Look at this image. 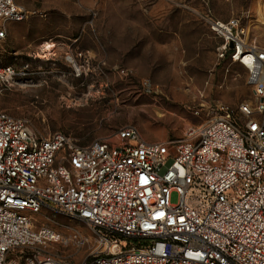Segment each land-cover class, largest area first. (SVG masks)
<instances>
[{
  "label": "built area",
  "instance_id": "1",
  "mask_svg": "<svg viewBox=\"0 0 264 264\" xmlns=\"http://www.w3.org/2000/svg\"><path fill=\"white\" fill-rule=\"evenodd\" d=\"M27 16L0 0V40ZM208 21L222 38L218 58L247 68L252 98L237 110L217 103L181 139L149 141L128 125L81 144L0 110V264H264V47L248 43L238 18ZM16 75L0 64L3 84ZM48 213L94 236L36 227L33 214ZM91 242L79 263L52 250Z\"/></svg>",
  "mask_w": 264,
  "mask_h": 264
},
{
  "label": "rangeland",
  "instance_id": "2",
  "mask_svg": "<svg viewBox=\"0 0 264 264\" xmlns=\"http://www.w3.org/2000/svg\"><path fill=\"white\" fill-rule=\"evenodd\" d=\"M17 2L28 16L9 21L0 40V64L17 71L11 83L0 81V110L27 119L39 134L61 131L88 144L134 125L149 141L177 140L201 127L217 103L237 110L252 98L247 68L218 58L222 38L208 19L238 18L248 43L264 47V0ZM45 42L56 44L53 54ZM69 57L82 66L80 74ZM178 199L174 192L172 201ZM33 218L36 227L94 236L64 215ZM92 244L52 250L79 263Z\"/></svg>",
  "mask_w": 264,
  "mask_h": 264
},
{
  "label": "bare ground",
  "instance_id": "3",
  "mask_svg": "<svg viewBox=\"0 0 264 264\" xmlns=\"http://www.w3.org/2000/svg\"><path fill=\"white\" fill-rule=\"evenodd\" d=\"M56 47V44L53 42H45L44 44V51L47 52L48 54H53V50ZM71 59V57H69Z\"/></svg>",
  "mask_w": 264,
  "mask_h": 264
},
{
  "label": "flooded vegetation",
  "instance_id": "4",
  "mask_svg": "<svg viewBox=\"0 0 264 264\" xmlns=\"http://www.w3.org/2000/svg\"><path fill=\"white\" fill-rule=\"evenodd\" d=\"M27 68L29 69V71H28V72H24V74H26V75L28 74V75H29V74H30V69L33 68V67H31V66L28 64V65H27Z\"/></svg>",
  "mask_w": 264,
  "mask_h": 264
},
{
  "label": "water",
  "instance_id": "5",
  "mask_svg": "<svg viewBox=\"0 0 264 264\" xmlns=\"http://www.w3.org/2000/svg\"><path fill=\"white\" fill-rule=\"evenodd\" d=\"M230 47H231V48L233 47V44H232V43L230 44Z\"/></svg>",
  "mask_w": 264,
  "mask_h": 264
}]
</instances>
